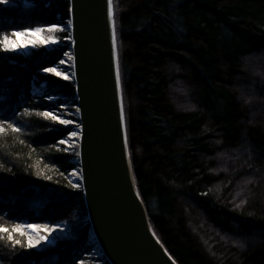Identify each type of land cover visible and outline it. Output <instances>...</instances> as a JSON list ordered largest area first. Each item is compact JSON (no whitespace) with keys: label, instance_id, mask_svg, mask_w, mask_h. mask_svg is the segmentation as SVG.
Masks as SVG:
<instances>
[{"label":"trees","instance_id":"obj_1","mask_svg":"<svg viewBox=\"0 0 264 264\" xmlns=\"http://www.w3.org/2000/svg\"><path fill=\"white\" fill-rule=\"evenodd\" d=\"M68 10L8 0L0 37L55 24L69 51ZM114 11L129 152L154 233L179 264H264V0H114ZM60 55L0 50V224L70 226L41 249L5 236L0 264H109L71 180L70 127L40 115L61 97L77 123L71 66L68 79L41 73Z\"/></svg>","mask_w":264,"mask_h":264},{"label":"water","instance_id":"obj_2","mask_svg":"<svg viewBox=\"0 0 264 264\" xmlns=\"http://www.w3.org/2000/svg\"><path fill=\"white\" fill-rule=\"evenodd\" d=\"M68 1L77 183L91 237L109 264H179L154 233L133 173L114 0L111 15L108 0Z\"/></svg>","mask_w":264,"mask_h":264},{"label":"rangeland","instance_id":"obj_3","mask_svg":"<svg viewBox=\"0 0 264 264\" xmlns=\"http://www.w3.org/2000/svg\"><path fill=\"white\" fill-rule=\"evenodd\" d=\"M32 28H40V29H43V31L38 35H29V36L23 38V41L26 45L25 48L18 49V50L12 51V52L25 56V55H29L33 50H36L39 48H44L46 50L54 51L55 54L61 53V55L58 56V60L52 64V67H55L57 69V71L61 73V75H59V76L56 75V77H61V78L65 79L64 77L66 76L68 79L69 76L67 74H65L64 71H65L67 66L71 65V53H70V51L63 50L66 47V43L62 42L59 38V32L61 31V28L57 27L53 31H48V27L37 26V27H32ZM32 28H27V29H32ZM68 43H69V40H68ZM61 61H63V63H61ZM41 73L47 74V72H44V71H41ZM58 99H59L58 101H56V100H53V101L56 102L57 104L59 103L58 104L59 106L57 105L50 112L59 118V119H57L58 122L60 119L68 121V123H65L63 125L70 127V130L67 134V137L64 138L63 140H61V142L67 148H74L77 146V141H76L75 135L78 134L79 126L77 123H73V122L68 120V118H67L68 115H71L72 113H71L69 107L64 104L62 98L58 97ZM69 133H76V134L75 135H69ZM77 176H78L77 171L74 170L71 173V180L75 184H76V182H78ZM57 225L59 226V229H62L63 231L57 230L53 233H46L44 231L43 227H41L38 234L39 235H48V236H50V239L46 243L42 241L41 244L36 248L41 249V247H44V245L45 246L46 245L52 246V245H55L57 240L68 238V236L70 234L69 224L67 222L62 221V222L58 223ZM49 227H52V226H49ZM28 231L33 236V238L35 239L37 233L33 232L31 229H28ZM95 253L97 254L96 249H95Z\"/></svg>","mask_w":264,"mask_h":264},{"label":"snow or ice","instance_id":"obj_4","mask_svg":"<svg viewBox=\"0 0 264 264\" xmlns=\"http://www.w3.org/2000/svg\"><path fill=\"white\" fill-rule=\"evenodd\" d=\"M8 0H0V4H6ZM109 4V13L111 15V9H112V0H108ZM58 26L53 24L48 26V31H53ZM43 31V29L40 28H32V29H24L22 31H13L10 35H3L0 37V50H6V51H15L18 49L25 48V43L23 41V38L29 36V35H38ZM19 38V39H18ZM113 47H115V30H113ZM63 63V61H61ZM44 72L52 73L54 75H61L60 72L57 71L55 67H47L43 69ZM67 79V77H64ZM119 72H117V84L119 85ZM41 116H50L53 120L59 119L56 115H53L51 112H43L40 113ZM121 117L123 118V107L121 108ZM59 122L61 124L68 123V121L60 119ZM9 127L12 128L13 132H19L20 129L18 127H15L11 124H9ZM4 128L0 127V133L4 132ZM76 133H69V135H75ZM75 187V185H74ZM43 227L44 231L46 233H53L57 230L63 231L62 229H59L58 225H53L52 227H49L47 225L40 226L36 224H16L13 227L9 228L6 225L0 224V240L4 239L5 236L7 237V240L9 243L12 244L13 247L16 245H22V241L16 239V236L19 235L21 237H27V247L33 248L38 247L41 242H47L50 239V236L48 235H39V230ZM28 229H31L33 232L37 233L36 238L34 239L31 234L27 232Z\"/></svg>","mask_w":264,"mask_h":264},{"label":"bare ground","instance_id":"obj_5","mask_svg":"<svg viewBox=\"0 0 264 264\" xmlns=\"http://www.w3.org/2000/svg\"><path fill=\"white\" fill-rule=\"evenodd\" d=\"M75 137H77V135H75Z\"/></svg>","mask_w":264,"mask_h":264}]
</instances>
